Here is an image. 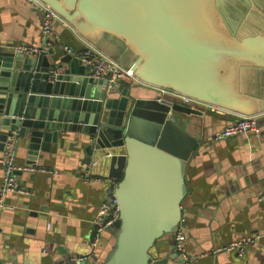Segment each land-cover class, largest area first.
<instances>
[{
    "label": "water",
    "instance_id": "95a60500",
    "mask_svg": "<svg viewBox=\"0 0 264 264\" xmlns=\"http://www.w3.org/2000/svg\"><path fill=\"white\" fill-rule=\"evenodd\" d=\"M41 1L97 50L105 36L113 39L124 56L102 53L140 84L238 115L264 111L261 84H251L252 70L264 71V0H257L260 8L254 0ZM54 50L0 47V151L15 133L32 164L59 131L81 133L116 180L120 216L94 250L53 264H168L169 257L187 264L175 237L188 224L185 170L204 143L203 112L160 92L143 95L134 80L109 86L67 50L51 62L46 54ZM161 242L170 245L168 256Z\"/></svg>",
    "mask_w": 264,
    "mask_h": 264
},
{
    "label": "crops",
    "instance_id": "0c3cea01",
    "mask_svg": "<svg viewBox=\"0 0 264 264\" xmlns=\"http://www.w3.org/2000/svg\"><path fill=\"white\" fill-rule=\"evenodd\" d=\"M54 29L57 41L46 37L43 15L29 0H0V47L14 49L23 43L46 46L47 51L54 47L46 55L57 63L66 47L74 56H80L90 45L62 20L55 22ZM97 46L100 52L123 53V48L108 36ZM251 81L253 86L261 84V93L264 92L263 70L253 69ZM138 84L143 95L160 92L171 99L161 89ZM189 106L203 112L199 122L204 138L199 155L188 161L185 170L187 194L183 215L188 224L181 228L192 264H264L260 247L264 242V121L259 135L242 133L215 140V135L236 120L237 114L216 110L205 103ZM11 137L17 164L45 170L16 172V182L26 192L11 191L5 196V202L13 208L0 213V261L53 264V259L63 254H88L92 249L94 219L101 204L113 196L111 190L116 184L108 176L105 157L95 151L90 155L88 139L81 133L59 131L50 150L40 151L34 163L29 164L25 139L17 146L16 134ZM89 174L101 179L88 178ZM4 175L5 166L0 163V191ZM255 235L259 236L258 241L250 243L242 255L218 250L230 241ZM169 246L160 243L163 256L172 253ZM168 264L177 262L169 257Z\"/></svg>",
    "mask_w": 264,
    "mask_h": 264
},
{
    "label": "built area",
    "instance_id": "2783aa9c",
    "mask_svg": "<svg viewBox=\"0 0 264 264\" xmlns=\"http://www.w3.org/2000/svg\"><path fill=\"white\" fill-rule=\"evenodd\" d=\"M34 9L39 10L43 15V32L46 37L52 41L58 40V34L54 29V24L57 20L64 21L52 8L47 6L41 0H29ZM65 22V21H64ZM66 23V22H65ZM15 51L20 53H34L39 54L45 50L47 47L33 46L30 44H18L14 48ZM68 52L71 51L70 48L66 47ZM71 53V52H70ZM81 59L84 63L90 64L92 66L91 76L95 78L107 79L109 86L111 83H118L120 79H130L139 83L133 76L131 70L123 67L117 61L100 52L93 46L89 45L88 48L80 54ZM164 93H168L172 99L180 101L185 104L189 103H202L195 100L189 96L181 95L168 90H162ZM210 106V105H208ZM213 107V106H211ZM216 110L224 111L213 107ZM260 119H264V111L255 115H238L236 120L227 124L222 128L214 137L215 140H220L226 137H232L238 134L251 131L253 134L258 135L262 130L260 125ZM0 163L5 166L4 181L0 191V213L3 209H12L13 206L5 202V196L8 192H26L25 189L21 188L16 182V172L23 170H40L44 171L43 167H35L27 164H17L15 162V152H14V137H11L6 142L5 148L0 155ZM57 174V171H53ZM90 175V174H89ZM88 178L101 179L100 176H88ZM120 216V206L118 201L114 196L111 199L104 201L98 209V213L93 222V234L91 238V246L93 250L97 247L99 241L101 240L102 234L106 232ZM264 233L262 234V236ZM259 236H247L238 240H233L225 244L224 246L218 248V250L233 251L239 255L246 252L247 246L250 243H255L258 241ZM186 234L182 228L176 234L175 243L179 252L184 257L187 264H192V257L187 252L185 246ZM261 249L264 252V242L260 244ZM0 264H10L7 262L0 261Z\"/></svg>",
    "mask_w": 264,
    "mask_h": 264
},
{
    "label": "flooded vegetation",
    "instance_id": "af4514ba",
    "mask_svg": "<svg viewBox=\"0 0 264 264\" xmlns=\"http://www.w3.org/2000/svg\"><path fill=\"white\" fill-rule=\"evenodd\" d=\"M235 1H236V0H235ZM254 2L256 3V6H257V7H259V8L262 7V6L258 3L257 0H254ZM246 8H247V6H246ZM248 9H250V8H248ZM252 10H253V9H252Z\"/></svg>",
    "mask_w": 264,
    "mask_h": 264
},
{
    "label": "rangeland",
    "instance_id": "374dc122",
    "mask_svg": "<svg viewBox=\"0 0 264 264\" xmlns=\"http://www.w3.org/2000/svg\"><path fill=\"white\" fill-rule=\"evenodd\" d=\"M193 103H189L188 105H192Z\"/></svg>",
    "mask_w": 264,
    "mask_h": 264
}]
</instances>
